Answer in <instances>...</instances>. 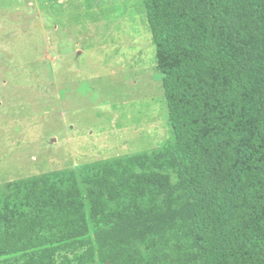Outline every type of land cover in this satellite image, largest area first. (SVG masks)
<instances>
[{
    "label": "trees",
    "instance_id": "trees-1",
    "mask_svg": "<svg viewBox=\"0 0 264 264\" xmlns=\"http://www.w3.org/2000/svg\"><path fill=\"white\" fill-rule=\"evenodd\" d=\"M143 4L171 141L17 184L0 260L264 264V0Z\"/></svg>",
    "mask_w": 264,
    "mask_h": 264
},
{
    "label": "rangeland",
    "instance_id": "rangeland-1",
    "mask_svg": "<svg viewBox=\"0 0 264 264\" xmlns=\"http://www.w3.org/2000/svg\"><path fill=\"white\" fill-rule=\"evenodd\" d=\"M156 60L143 0H0V215L33 177L168 144Z\"/></svg>",
    "mask_w": 264,
    "mask_h": 264
}]
</instances>
